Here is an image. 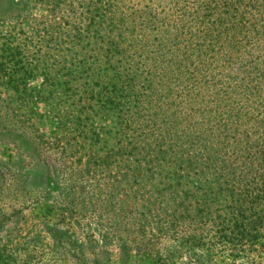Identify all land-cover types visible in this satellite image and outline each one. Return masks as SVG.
<instances>
[{
  "label": "trees",
  "instance_id": "obj_1",
  "mask_svg": "<svg viewBox=\"0 0 264 264\" xmlns=\"http://www.w3.org/2000/svg\"><path fill=\"white\" fill-rule=\"evenodd\" d=\"M31 1L7 0L18 12ZM40 1L50 16L69 6L68 0ZM161 1H71L61 22L46 18L39 47L33 33L23 42L21 29L4 32L1 46L17 45L2 51L19 68L7 74L11 61L1 58L0 82L41 76L44 83L0 87V134L35 150L17 121L37 118L43 103L50 132L66 134L62 139L71 134L65 150L85 151L84 157L71 153L70 164L93 176L121 168L115 187L149 188L137 215L123 206L124 216H115L116 229L126 231L116 240L121 264H173L174 249L198 264H254L249 249L264 244V0H194L187 8V0L180 7L177 0ZM46 39L70 53H55ZM23 48L27 54L17 60ZM69 198L66 209L73 207ZM34 204L44 217L56 214L49 203ZM4 219L1 214L0 233ZM45 225L51 256L117 264L90 260L84 242H71L67 228ZM132 226L137 239L129 236ZM147 233L154 242H146ZM9 236L0 238V264H41L36 246L13 245ZM161 237L173 241L171 249L157 247Z\"/></svg>",
  "mask_w": 264,
  "mask_h": 264
},
{
  "label": "rangeland",
  "instance_id": "obj_2",
  "mask_svg": "<svg viewBox=\"0 0 264 264\" xmlns=\"http://www.w3.org/2000/svg\"><path fill=\"white\" fill-rule=\"evenodd\" d=\"M71 1L76 2V0ZM71 1L68 0L69 6L65 4L58 13L50 16L49 6L41 3L40 0H32L30 4H24L22 12L19 11L22 13L21 16L18 11L8 7L7 0H0V37H3L7 30L20 33L21 29L19 36L23 42H30L29 38L33 33L37 37H34V42H31L38 47L41 46L37 40H43L41 38L43 33L40 31L43 24L48 22L47 19L53 23L61 22V14L70 10ZM163 2L164 0L161 1L160 5ZM195 2L194 0H187L186 8L193 7ZM173 3L179 7L183 4L182 0L173 1ZM160 5L154 6L155 9L160 8ZM66 16L69 18L68 15ZM23 18H26L27 21H23ZM24 22L26 24H23ZM1 31L3 32L1 33ZM49 41L46 39V46ZM16 45V42H9L5 46L0 44V60L6 58L11 61L13 58L9 57L10 52H3L2 47L7 50H14ZM48 48L56 49L58 52L55 53H70L65 44L59 46L55 40L48 44ZM22 51L23 53H20L19 57L17 56V60L22 58L23 54H27L24 48ZM14 68L19 67L15 65V62H9L6 65V73L8 74ZM220 70L219 66H215L214 73L217 75ZM226 72L231 73L232 70L228 67ZM14 79L17 80L18 78L14 77ZM18 83L10 82L8 78H5L3 82H0V87L16 85L23 88L26 85L28 89H36L44 81L41 76H36L25 79L23 82L20 80ZM36 108L37 118L33 115H26L20 117L22 124L17 121L19 130L25 133L22 134L23 137L34 145L35 150L27 151L24 146L19 147L13 143V136L0 134V215L4 214L5 216L4 228L0 233V238L4 240L10 232L9 241L12 239L13 245L19 242L28 248L36 246L39 250L37 260L41 264H80L75 263L74 261L78 260L76 258L72 260L70 255H50L49 247H51L52 242L45 224H56L58 227L67 228L71 242L79 239L84 242L90 260L94 261L93 258H95L98 261H106L108 259V262L115 261L117 264H121V250L116 240L126 231L123 228L122 230L116 229V222L120 221L115 216L116 214L124 216L121 211L123 206H126L129 214L137 215L141 210L140 205H147L146 200H148L151 191L149 188L138 187L136 183L117 185L123 174L121 168L118 172L102 169L93 176L94 174L90 175L84 172L83 165L78 168H76L77 165L74 167L70 164L73 161L70 154L75 153L77 157L79 155L84 157L85 151L78 150L76 146L75 149L65 150L68 147L66 140L71 137V134H67L66 139H62L66 134H52L50 132L52 130L50 120L46 117L45 105L39 103ZM23 111L26 112L24 108L19 112ZM38 114L41 116L39 117ZM36 121L37 125L33 127L31 122L36 123ZM18 142L16 141V144ZM72 169L74 170L72 171ZM114 177L118 178L116 187L112 179ZM67 194L70 196L69 199L74 200L73 207L68 209L65 208L68 207L65 202ZM36 202H46L53 205L56 214L52 212L51 215L44 217L43 211H37V208L34 207ZM136 228V226L131 227L130 237L136 238ZM104 234H108L109 239H101L100 236ZM35 236H39V240L37 243H32L35 242L33 239ZM89 238H92L91 246L87 243ZM147 241L154 242L155 240L151 235H148ZM140 243L145 242L141 241ZM172 243L170 238L161 237L157 247L160 250L171 249ZM148 244L143 245V247H151V244ZM249 250L248 260L253 259L254 264H264V244ZM228 252L224 251L223 254L227 256ZM170 261L173 264H198L194 257H189L186 252L179 253L177 249H174V255L170 257Z\"/></svg>",
  "mask_w": 264,
  "mask_h": 264
}]
</instances>
